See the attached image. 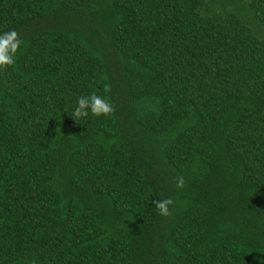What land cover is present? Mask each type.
Masks as SVG:
<instances>
[{"label":"trees","instance_id":"trees-1","mask_svg":"<svg viewBox=\"0 0 264 264\" xmlns=\"http://www.w3.org/2000/svg\"><path fill=\"white\" fill-rule=\"evenodd\" d=\"M10 29L0 264H264V0H0Z\"/></svg>","mask_w":264,"mask_h":264},{"label":"clouds","instance_id":"clouds-1","mask_svg":"<svg viewBox=\"0 0 264 264\" xmlns=\"http://www.w3.org/2000/svg\"><path fill=\"white\" fill-rule=\"evenodd\" d=\"M22 44L21 39L15 29L0 32V68L11 66L15 63L18 47ZM114 111V105L107 95L98 94L93 91L88 95L77 97L75 107L73 108L74 117H88L90 114L95 117L106 116ZM183 177L177 180V186H182ZM173 203L171 197L163 199H154L153 205L160 215L169 214V205Z\"/></svg>","mask_w":264,"mask_h":264}]
</instances>
